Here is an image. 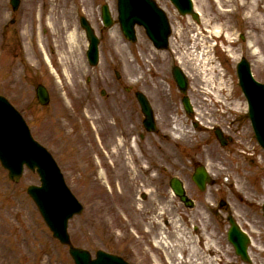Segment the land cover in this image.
I'll return each instance as SVG.
<instances>
[{
  "label": "rangeland",
  "instance_id": "rangeland-1",
  "mask_svg": "<svg viewBox=\"0 0 264 264\" xmlns=\"http://www.w3.org/2000/svg\"><path fill=\"white\" fill-rule=\"evenodd\" d=\"M21 1L20 10L14 14L9 0H0V92L24 114L36 138L54 152L67 183L85 205L84 212L70 222L73 243L94 254L103 249L121 255L132 264H167L165 250L154 244V237L161 232L158 220L178 218L185 234L198 224L192 220L207 224L204 233L212 236L217 246L215 251L202 254L215 259V264H246L237 258L227 241L229 223L219 206L220 200H226L228 211L252 236L251 264H264V178L256 175L260 158L257 151L251 153L252 145L242 139L246 136H239L245 130L244 121L239 119L236 126L230 124L232 115L228 111L235 108L242 114L246 104L239 98L243 95L235 68L242 53L260 80H264V31L246 18L245 11L235 18L220 16V8L213 0H195L202 14L199 23L181 16L170 0H158L173 26L169 50H156L142 28H138L137 42L130 43L119 24H115L108 29L97 67L88 65L82 40L83 51L76 64L62 63L60 53L58 59L53 58L59 74L56 76L41 57L36 61L29 55V22L38 0ZM70 1L71 7L63 11V19L73 20L74 11H83L95 24L98 4L103 2L108 3L117 19V0ZM225 1L222 0L223 9L231 8ZM260 8H264V0ZM10 17L18 20L15 26L9 24ZM57 20L58 25L64 21ZM233 23L236 28L231 27ZM220 26L226 31L219 38L216 31ZM240 33L245 40L236 41ZM227 34L230 36L226 37ZM216 39H221L220 45L214 48ZM20 40L28 54L24 57L16 56L14 50ZM173 60L190 77L188 94L197 109L192 117L183 109L182 95L169 70ZM200 71L212 79L210 84L204 82L205 73ZM116 72L120 74L119 80ZM39 82L52 94L48 107L36 101L35 86ZM128 88L133 90L127 92ZM102 89L108 94L105 98L100 95ZM137 89L151 100L157 122L155 133L143 129V115L133 94ZM207 89L212 94L205 93ZM210 101L215 106H203ZM174 121L182 125V137L174 135ZM194 122H198L197 128ZM216 124L229 125V132L236 136L227 149L211 133ZM142 132L145 136L141 139ZM134 139L142 156L139 163L135 162L139 169L136 178L122 167L114 170L113 159L108 158L109 151L120 142L130 157L134 154ZM262 158L264 162V155ZM89 161L95 165L92 167ZM197 164L207 165L212 175L224 171L219 178L213 176L215 183L205 192L199 191L191 179ZM245 172L249 173L247 185L240 193L234 183ZM175 175L185 180L189 196L196 201L194 209H187L172 195L169 179ZM30 184H39L35 173L26 171L19 183H13L0 164V264H74L68 248L52 237L27 194ZM162 210L166 217L157 219ZM176 234L169 227L167 241L174 243Z\"/></svg>",
  "mask_w": 264,
  "mask_h": 264
},
{
  "label": "water",
  "instance_id": "water-1",
  "mask_svg": "<svg viewBox=\"0 0 264 264\" xmlns=\"http://www.w3.org/2000/svg\"><path fill=\"white\" fill-rule=\"evenodd\" d=\"M176 1L182 4L183 0ZM185 7H188V5ZM120 9L124 25L125 23L129 24V29L126 28V30L129 31L133 24L137 22L145 24L152 36H157L160 33L163 40H166V35L168 34L167 23L161 12L150 0H120ZM181 10L183 12L187 11L186 8L185 10ZM239 71L242 79L241 84L250 100L251 117L255 124L259 140L264 146V87L253 83L251 84L248 81V71L245 64L241 65ZM177 76L181 88L184 89L186 87V80L179 70H177ZM139 99L148 116V123L151 125L150 106L143 96L140 95ZM188 107L191 109L189 104ZM0 156L6 166L11 170L12 176H15L17 179L22 170L23 163H27L32 167H39L43 185L40 188L31 187L29 192L39 204L50 226L55 230L56 235L63 242H68L66 222L73 213L79 211L78 205L64 187L61 176L50 156L31 140L28 130L19 114L1 97ZM198 177L201 184L207 179V175L202 169L199 170ZM173 188L181 196L182 200L188 205H191V202L184 195L182 184L176 179L173 180ZM66 208L70 210L66 212ZM54 216H58V222L54 219ZM230 237L235 241L238 251L240 253L242 251L245 252V238L236 227L232 228ZM71 253L75 256L78 264H125L120 258L103 252H99L98 259L95 261H91L88 253L82 250L72 248Z\"/></svg>",
  "mask_w": 264,
  "mask_h": 264
},
{
  "label": "bare ground",
  "instance_id": "bare-ground-1",
  "mask_svg": "<svg viewBox=\"0 0 264 264\" xmlns=\"http://www.w3.org/2000/svg\"><path fill=\"white\" fill-rule=\"evenodd\" d=\"M202 3L205 1H212V0H200ZM215 4L221 9L222 8V1L221 0H213ZM263 0H251L246 2L245 0H239L240 6L245 11H248L247 19L250 22H255L256 25L260 28L261 31H264L262 28L264 27V8H260V3ZM236 0H228L227 4H234ZM200 11V8H198ZM263 12L262 15L258 14L257 12ZM227 14V11L220 10L219 15L224 17ZM263 26V27H262ZM75 38V33L72 32L70 34V40L73 42ZM251 45V44H249ZM64 60V58H63ZM201 61V58L198 59ZM190 63V62H189ZM205 63V62H204ZM203 66V70H206V67ZM198 70V66L196 68ZM66 73V71L64 70ZM202 74V71H200ZM205 79L208 82H211V78L207 77L205 74ZM179 127L176 129L175 132L179 131ZM124 146L121 144L115 146L113 151L108 154V158L113 159L114 170L118 167H122L124 169L130 170V174L132 177L136 178L139 175V169L136 167L135 162L139 163L141 160V155L138 154H131V157L128 156L126 151H124ZM134 150V149H133ZM89 165H95L93 161H89ZM111 163L108 165L110 168ZM224 171L218 170L216 173V177L219 178ZM102 175V172L100 171ZM249 173L245 172L242 175H238V179L235 180L234 187L235 190L238 192H243L245 185H247V178ZM166 217V211L162 210L157 219ZM180 219L178 218H171L165 219L163 222L158 220L161 232L157 233L154 237V244L155 246L165 250L164 257L165 261L168 264H215V259H211L209 257L204 256L203 254H209L215 251L217 246V242L214 240L212 236H207L204 233V230L207 226L204 222H198L192 220L194 224L198 223L195 229L188 234H185L184 229L182 228L181 224L179 223ZM171 227L177 234H176V241L174 243H170L167 241V230ZM203 251L202 252V248ZM187 252V254H186ZM203 253V254H202ZM186 254L185 257L182 258V255ZM203 255V256H202Z\"/></svg>",
  "mask_w": 264,
  "mask_h": 264
},
{
  "label": "flooded vegetation",
  "instance_id": "flooded-vegetation-1",
  "mask_svg": "<svg viewBox=\"0 0 264 264\" xmlns=\"http://www.w3.org/2000/svg\"><path fill=\"white\" fill-rule=\"evenodd\" d=\"M64 36H65V35L62 33V34H61V38H60V39H63V38H64Z\"/></svg>",
  "mask_w": 264,
  "mask_h": 264
}]
</instances>
